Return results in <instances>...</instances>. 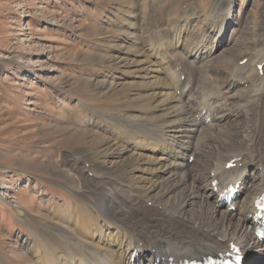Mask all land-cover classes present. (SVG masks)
Segmentation results:
<instances>
[{"label": "bare ground", "instance_id": "bare-ground-1", "mask_svg": "<svg viewBox=\"0 0 264 264\" xmlns=\"http://www.w3.org/2000/svg\"><path fill=\"white\" fill-rule=\"evenodd\" d=\"M246 2L226 6L240 12ZM130 3L121 34L108 46L117 71L95 85L118 102L109 111L79 98L73 104L72 121L96 134L101 156L94 161L87 148L66 147L58 171L68 182L64 196L45 192L34 211L29 201L10 206L8 193L0 194L29 229L19 237L26 258L167 264L169 257L191 260L234 244L245 264H264V237L255 232L261 227L255 202L264 192V50L253 52L264 37L225 52L232 12L211 21L190 3L181 20L159 23L139 0ZM232 55V74L209 65ZM232 159L235 167H228ZM237 183L231 202L219 197ZM1 248L0 264H7Z\"/></svg>", "mask_w": 264, "mask_h": 264}, {"label": "rangeland", "instance_id": "rangeland-1", "mask_svg": "<svg viewBox=\"0 0 264 264\" xmlns=\"http://www.w3.org/2000/svg\"><path fill=\"white\" fill-rule=\"evenodd\" d=\"M228 2L139 0L138 7L159 23L169 17L181 20L190 3L211 21L232 12L231 40L225 52L237 45L245 49L263 38L264 0H247L240 12L237 6L230 10ZM130 4V0H0V194L8 193L10 206L24 199L34 211L35 201L45 192L55 190L60 198L64 196L68 182L58 171L66 147L83 146L94 161L101 156L96 134L86 123L72 121L73 104L79 98L84 106L109 111L118 102L95 85L117 71L108 46L121 34ZM199 30L198 25L195 32ZM263 46L253 52L261 53ZM222 56L211 58L209 65L232 74L235 55L226 61ZM255 67L251 74L256 73ZM12 214V208L0 200L1 257L7 264H30L19 242L29 229Z\"/></svg>", "mask_w": 264, "mask_h": 264}, {"label": "snow or ice", "instance_id": "snow-or-ice-1", "mask_svg": "<svg viewBox=\"0 0 264 264\" xmlns=\"http://www.w3.org/2000/svg\"><path fill=\"white\" fill-rule=\"evenodd\" d=\"M237 259H239V257H237Z\"/></svg>", "mask_w": 264, "mask_h": 264}]
</instances>
